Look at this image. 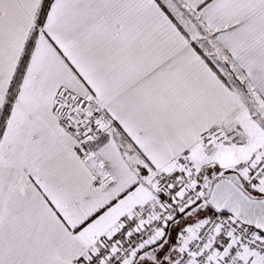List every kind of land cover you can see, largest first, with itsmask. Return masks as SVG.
Instances as JSON below:
<instances>
[{"label":"snow or ice","instance_id":"1","mask_svg":"<svg viewBox=\"0 0 264 264\" xmlns=\"http://www.w3.org/2000/svg\"><path fill=\"white\" fill-rule=\"evenodd\" d=\"M0 264H264V0H0Z\"/></svg>","mask_w":264,"mask_h":264}]
</instances>
